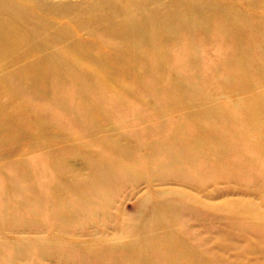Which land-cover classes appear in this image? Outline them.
I'll use <instances>...</instances> for the list:
<instances>
[{
	"label": "bare ground",
	"instance_id": "6f19581e",
	"mask_svg": "<svg viewBox=\"0 0 264 264\" xmlns=\"http://www.w3.org/2000/svg\"><path fill=\"white\" fill-rule=\"evenodd\" d=\"M231 7L220 0H0V220L41 216L31 207L45 202L31 170L40 157L55 160L65 151L86 159L112 150L121 171L142 156L145 169H157L184 148L221 157L206 141L220 139L213 123L231 121L227 106L240 110L234 120L244 124L230 142L253 138L263 154L264 21L245 17L251 8ZM210 38L228 46L222 68L235 66L230 85L244 90V100L232 97L220 109L206 98L221 90L211 79L222 68L199 61ZM139 116L145 119L131 126ZM128 117L125 132L108 127ZM75 132L84 135L72 139ZM60 162L54 168L67 181L72 168ZM84 168L90 190L108 183L104 169L92 162ZM170 241L164 234L158 249Z\"/></svg>",
	"mask_w": 264,
	"mask_h": 264
},
{
	"label": "rangeland",
	"instance_id": "374dc122",
	"mask_svg": "<svg viewBox=\"0 0 264 264\" xmlns=\"http://www.w3.org/2000/svg\"><path fill=\"white\" fill-rule=\"evenodd\" d=\"M250 1L220 3L239 12L251 8L245 17L264 21V0L253 7ZM210 44L199 61H215L213 65L222 68L228 46L223 42L214 45L212 40ZM233 68L218 69L211 75L212 87L221 90L208 93L206 100L217 109L232 97L243 99L244 90L230 85L238 78ZM206 83H199L200 89ZM242 102L243 109L249 108ZM146 103L152 102L146 98ZM155 107H161L160 100ZM227 107L231 121L221 118L213 123L214 136L220 139L206 141L221 155L216 159L212 153L200 158L197 151L184 148L176 159L157 161V169H145L147 160L142 156L133 159V169L121 171L113 163L120 156L112 150L86 159L63 151L56 159L73 171L63 182L54 168L56 159L40 157L32 162L36 183L44 188L41 202H45L31 207L34 211L38 208L41 216L0 220V264H264V152L253 146L249 136L241 145L230 142L244 130V124L234 120L240 110ZM151 111L139 113L150 115ZM130 119L108 127L125 130ZM142 119L145 117H135L131 126L136 127ZM52 125L51 133L58 127ZM210 126L200 125L205 130ZM77 133L69 136L84 135ZM120 141L116 147L125 144L124 138ZM89 162L110 174L102 188L87 187L84 164ZM157 225H162L163 231L155 233ZM164 234H169L171 241L164 244L167 249L162 252L157 243L163 241Z\"/></svg>",
	"mask_w": 264,
	"mask_h": 264
}]
</instances>
